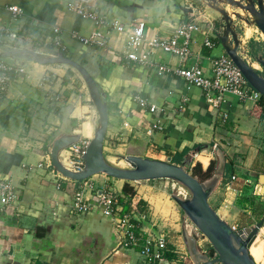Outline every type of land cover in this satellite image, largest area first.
I'll list each match as a JSON object with an SVG mask.
<instances>
[{"label":"crops","instance_id":"0c3cea01","mask_svg":"<svg viewBox=\"0 0 264 264\" xmlns=\"http://www.w3.org/2000/svg\"><path fill=\"white\" fill-rule=\"evenodd\" d=\"M70 1L76 0H0V34L13 32L17 38L25 36L29 40L18 49L7 39L0 43V57L9 58V64L21 66L25 72L13 76L6 91L0 93V179L11 180L16 196L0 214V264H156L143 259L134 249L122 248L113 219L95 206L93 193L103 188L122 198L125 182L102 174L74 182L62 178L52 167H38L50 163L54 139L78 135L79 141H90L98 123L88 91L83 93L78 87V80L82 81L78 72L65 65H40L23 55L9 56L25 49H34L41 56H55L52 41L56 36L67 50L66 57L88 71L107 103L103 143L107 161L125 155L171 163L175 155L183 153L180 164L192 168L198 163L206 170L214 161V147H219L232 171L224 175L208 202L221 219L240 227L241 209L233 205L234 201L253 177L258 176L253 188H264L261 98L244 102L227 94L220 104L208 103L200 88L190 86L173 71L159 75L129 61L121 53L124 36L109 26L98 27L92 19L78 18L68 10ZM84 2L89 10L105 16L108 23H143L146 40L167 36L184 22L196 23L199 31L192 36L191 55L185 67L196 63L207 77L212 76V61L226 55L216 38L219 17L202 1L197 5L194 0ZM8 6L19 7L22 14L14 18L6 10ZM180 8L191 9L192 13L185 14ZM234 24L237 27L235 20ZM95 30L106 36L105 47L85 46L79 41ZM252 31L246 28L244 37L239 38V52L253 65L255 57L264 58V43L258 36L252 38L257 30ZM205 39L212 42V48L203 45ZM152 59L172 70L179 66L176 57L160 50ZM57 96L59 101L55 100ZM137 96L155 112L141 108L134 101ZM155 119L161 122L162 131H152ZM140 183L143 182L129 183L135 192L132 205L141 201L148 206L150 202ZM84 184L90 186L85 189V199L95 207L87 213L72 212L71 201ZM120 204L123 208L121 200ZM231 209L234 212L230 213ZM151 215L148 212L142 225L143 236H158ZM167 243L177 259L161 264H186V247L182 249L179 241Z\"/></svg>","mask_w":264,"mask_h":264},{"label":"water","instance_id":"95a60500","mask_svg":"<svg viewBox=\"0 0 264 264\" xmlns=\"http://www.w3.org/2000/svg\"><path fill=\"white\" fill-rule=\"evenodd\" d=\"M207 7L217 13L216 22L219 40L225 54L241 72L244 79L260 96L264 97V58L255 57L261 67L260 70L247 62L239 52L241 42L236 32L234 20H242L247 25H254L264 36V0H226L227 4L249 14L243 19L237 12L233 19L225 10L221 9L215 0H202ZM185 14L192 13L191 9L180 8ZM23 55L31 58L40 65H65L81 76L97 116L98 126L90 139L88 147L82 156L83 165L80 171H71L60 160V154L69 146L79 141L78 135H62L53 140L50 149V164L53 170L62 178L74 182L85 181L95 175L102 174L109 178L124 182H144L154 180H168L183 187L188 192V197L180 198L172 194V200L180 211L194 226L204 239L201 248L195 233L187 235L183 232L184 243L187 251L186 264H256L249 253V247L264 224V215L255 225L235 229L220 218L210 206L208 200L216 190L223 178L225 170V154L219 147H214L217 159L212 176L200 182L186 171L188 165L172 164L170 161H160L138 156H126L124 161L129 168H121L108 162L103 153V143L106 134L108 113L107 104L103 100L98 86L88 71L74 60L61 54L55 56H41L31 50H17L9 56ZM264 179V176L261 178Z\"/></svg>","mask_w":264,"mask_h":264},{"label":"built area","instance_id":"2783aa9c","mask_svg":"<svg viewBox=\"0 0 264 264\" xmlns=\"http://www.w3.org/2000/svg\"><path fill=\"white\" fill-rule=\"evenodd\" d=\"M68 10L72 11L80 19H92L98 27L109 26L113 31L124 36V45L122 47V55L134 64L151 68L157 74H165L173 71L179 77L183 78L190 86L200 88L206 97L208 103L220 104L225 100L227 94L234 95L241 101H258L261 96L254 91L242 76L238 68L233 64L227 55L220 56L212 61V76L207 77L198 64L185 67V63L191 55L190 46L192 44V36L199 31V26L194 22H184L173 28L170 34L164 37H157L152 40H146L144 34V24L132 21L123 24L117 21L108 23L105 16H100L94 11L89 10L85 6L84 0L70 1L67 4ZM6 10L13 17L22 14L17 6H8ZM1 32V29H0ZM58 33V29H54ZM12 43L17 39V35L13 32L7 33L5 36L0 34V43L4 40ZM79 41L85 46L105 47L106 36L99 31H94L88 37L79 38ZM204 46L212 48L213 44L210 40L205 39ZM52 47L55 54L67 55L66 48L62 45L56 36L52 41ZM156 50H160L165 54L174 56L178 59L179 66L177 69H170L165 64H159L152 59ZM140 52V53H139ZM24 74V69L18 65H12L4 61L0 57V93H4L12 80V76ZM55 100L59 101L57 96ZM134 101L150 113H154L155 109L149 103L140 97H135ZM152 131H162L163 126L158 119H155L151 126ZM88 140H80L69 146L63 152L66 153L65 161L60 156L63 165L71 171H80L83 165L82 156L88 147ZM38 167H51L50 163L39 164ZM235 177H231L234 181ZM82 182V181H81ZM90 188L84 184L74 195L70 209L72 212L87 213L93 207L99 208L102 213L111 217L114 226L120 237V246L125 249H134L138 247L139 253L146 261L158 262L161 260V253L164 250L165 242L162 239L155 241L149 236L143 237L140 233L139 224L145 220V212L135 213L134 207L129 212H123L122 206L117 196L108 189H99L93 193L96 200L95 206L91 205L90 200L85 199V189ZM255 195H259L261 188L254 187ZM87 190V189H86ZM16 199L13 192V186L10 179H0V214L7 206L12 204ZM136 222L137 224H135ZM138 230V233H136ZM161 264V263H160Z\"/></svg>","mask_w":264,"mask_h":264},{"label":"rangeland","instance_id":"374dc122","mask_svg":"<svg viewBox=\"0 0 264 264\" xmlns=\"http://www.w3.org/2000/svg\"><path fill=\"white\" fill-rule=\"evenodd\" d=\"M194 1H195L194 3L197 5L198 2L202 1V0H199V1L194 0ZM215 1L217 2V5L221 9L225 10L229 15H231V17L233 19H236L233 16L234 12L239 13L243 19L248 18V16H249L248 13L243 12L242 10L227 4L226 0H215ZM236 1L245 3L244 0H236ZM211 12L213 14L217 15V13L214 12L213 10H211ZM235 22L237 24L236 32H237L238 38L244 37V32H245L246 28H251L253 31L257 30V34L255 33L252 38L258 36L259 41L262 42L261 44L264 43V36L260 33V31L256 28V26L247 25L242 20H235ZM253 31H252V33H253ZM258 33L261 34V36H259ZM250 42H253L252 39H250ZM258 45H260V44H258ZM257 47H259V46H257ZM262 50L264 51V49H262ZM255 56H257V55H255ZM4 61H6L8 63L11 60L9 58H4ZM254 65H258V63L255 61V59L253 61V67H254ZM258 67L259 68H257V69L260 70L261 67L259 65H258ZM78 82H79L78 87L81 89V92H83V93L87 92V88H86L83 80L82 81L78 80ZM94 117H96V116H94ZM93 120H95V122H96V119L93 118ZM97 126H98V123L96 122L95 126H94V131L96 130ZM65 155L66 154L63 153V155H61V156L64 157ZM106 155H108V156L110 155L109 151L106 153ZM213 156H214L215 162H217L215 152L213 153ZM115 157L116 158H114V160L108 161V162H110L111 164H113L115 166L121 167V168H129L128 164L124 161V158L126 157L125 155H123L121 157L120 156H115ZM105 159L107 160L106 157H105ZM257 177L258 176L253 177L252 183H250V185L247 186L248 188L245 189L241 193L242 197L247 196L246 198L251 199L252 203L247 204L246 206L244 205L243 208L239 207L238 203L236 204V202H238L237 200L241 196H239L238 199H236V202L234 201V203H233V205L236 208L238 207L239 209H241L240 212H238V219H239L238 223L240 224L239 226L245 225V224H249V225L251 224L250 226H253L257 222H259V220L264 215V188H261V191H259L260 192L259 195H255L254 189H253V183H256L254 181H256ZM263 182L264 181H262V183ZM140 185L146 191V198H147L148 202H150V205H148V206H151V208L150 207L148 208V206H146V209L148 210L147 215H148V212L152 213L151 216L154 218V223H155L153 230L155 231V233L158 234V236L150 235L149 238L150 239L152 238L155 241L162 239L164 242H167V240L179 241L178 245H181V247L183 249V248H185L184 240L182 238L183 232H186V234L189 236L192 235L193 233H195L198 237V244L202 248L206 241H204V239H202V237L196 231L194 226L183 215V213L180 211V208L177 206V204L171 198L172 194H176L180 198H186V197H188V192L183 187H181L180 185H178L174 182L168 181V180L144 181L143 183H140ZM157 204L159 205V208H155V207H157ZM156 209H158V211ZM242 210H246V211H242ZM232 212H234V210L231 209L230 213H232ZM145 222H146V218L144 221H142L139 224L141 234H142V231H141L142 225ZM229 222L231 223L232 227L235 228V223H233L230 220H229ZM250 226H248V227H250ZM235 229H238V228L236 227ZM257 236H258V239H256L252 248L257 249L258 252L260 253L261 259L256 264H261V263L264 264V224L262 226V229L258 232ZM145 237H147V236H145ZM143 259H144V257H143ZM151 263H156V262H151ZM156 264H158V263H156Z\"/></svg>","mask_w":264,"mask_h":264},{"label":"trees","instance_id":"16d2710c","mask_svg":"<svg viewBox=\"0 0 264 264\" xmlns=\"http://www.w3.org/2000/svg\"><path fill=\"white\" fill-rule=\"evenodd\" d=\"M26 41H29L28 38L25 37V36H23V37L21 36V37H19V38H17L15 40V42L13 43V46L16 47L17 49L20 48L21 46H23V48H24V46L27 43ZM27 50L33 51L34 49H27ZM52 52H53V54H55V52L53 50H52ZM61 55L64 56V54H61ZM12 79H13V76H12ZM98 89H99V87H98ZM99 91L101 93V90L100 89H99ZM103 100L105 101L104 98H103ZM261 100H262V102H264V97L261 96ZM107 113H108V108H107ZM74 123L75 122L72 121V125L73 126H74ZM182 156H183V153L180 154V155L179 154L175 155L172 158L171 163L172 164L179 165L180 164V160L182 159ZM215 165H216L215 160L214 161H211L210 164H209V166L207 167V169L206 170H202L200 164L197 163L192 168H189V166H188V168H186V171L188 173H190L193 177H195L198 181L204 182V181L208 180L212 176V173H213V171L215 169ZM230 171H232L231 170V166L229 167L228 164H225L224 175H227ZM224 175H223V177H224ZM247 188L248 187H246L245 189H247ZM122 194H123V197L122 198L119 197L118 200H119V202L121 200V202H122V204L124 206L122 208L124 210V211L122 210L124 213L125 212H129L131 210V208L134 207L135 213L141 214V213L145 212V218L147 217L146 216L147 215V209H146L145 203L139 201L134 206L132 205L133 204L132 198L135 196V192H134L133 188L129 185L128 182H125V184L123 185V187H122ZM246 197L247 196H245V197H242L241 196L237 200L238 202H236V204L238 203V206L239 207H242V208H243L244 205L246 206L247 204H251L252 203V200L249 199V198H246ZM242 211H246V210H242ZM134 223L137 224L136 222H134ZM250 225L249 224L241 225L240 227H238V229L245 228V227H248ZM136 233H138V230H136ZM143 237H145V236H143ZM134 250H136L138 252L140 251V249L138 247L134 248ZM173 250L174 249L172 248V246H170L167 242H165L164 250H162V253H161V260H159L156 263L160 264L162 261H168V262H173L174 261L175 262L176 259H177V256L174 254Z\"/></svg>","mask_w":264,"mask_h":264},{"label":"bare ground","instance_id":"6f19581e","mask_svg":"<svg viewBox=\"0 0 264 264\" xmlns=\"http://www.w3.org/2000/svg\"><path fill=\"white\" fill-rule=\"evenodd\" d=\"M231 14V13H230ZM249 34V32L247 33ZM261 230V229H260ZM257 237V236H256ZM256 237L254 239V241L251 243L250 247H249V253L250 255L253 257V259L255 260V262H259L260 261V253L258 252L257 249L252 248V246L254 245L255 241H256Z\"/></svg>","mask_w":264,"mask_h":264}]
</instances>
